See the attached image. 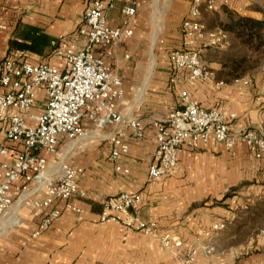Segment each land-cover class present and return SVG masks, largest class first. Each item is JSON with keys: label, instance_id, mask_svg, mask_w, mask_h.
<instances>
[{"label": "crops", "instance_id": "obj_1", "mask_svg": "<svg viewBox=\"0 0 264 264\" xmlns=\"http://www.w3.org/2000/svg\"><path fill=\"white\" fill-rule=\"evenodd\" d=\"M95 0H0V64L7 57H18L30 63L48 62L62 67L54 55L55 45L79 50L84 37L79 30L84 14ZM192 0H137L139 18L134 35L113 46L107 61L123 79L126 118L139 119L145 127L141 140L128 134V151L119 163L128 173L117 172L109 161L110 143L105 136L113 128L97 131L84 121L87 133L77 140L64 138L54 155L44 154L53 171L61 163L83 169L79 188L84 198L71 202L86 210L77 214L66 210L61 219L32 237L40 218L22 198L14 201L0 220V264H180L183 254L195 247H207L214 225L223 222L224 208L216 205L232 190L242 196H261L264 187V160L253 157V150L238 143L232 157L214 139L195 151L180 154L178 169L161 183L148 178L155 160L157 124L180 107V95L188 92L205 108L220 107L236 114L233 129L256 128L264 124V65L258 72L229 75L224 67L225 50L239 43L230 33V45L209 49L203 54L212 72L207 82L191 80L186 70H174L170 51L182 44L181 26ZM127 0L117 2L108 12L111 26L121 24L122 8ZM227 9L243 16L263 18L264 0H229ZM215 16L227 17L224 7L204 11L202 20L208 27L217 25ZM209 20V21H208ZM176 81L172 82L171 78ZM46 94L38 92L37 111L44 107ZM4 138L0 137V142ZM13 154L22 145L8 143ZM127 192L140 194L139 215L146 222H157L183 242L176 253L161 246L154 237L127 230L120 224L100 222L103 201L110 195ZM237 196H233L236 198ZM230 198H226L224 204ZM203 204V205H202ZM230 210V209H229ZM225 211V210H224ZM230 212V211H226ZM197 255L193 264H218L214 258ZM240 264V263H239ZM243 264H251V256Z\"/></svg>", "mask_w": 264, "mask_h": 264}, {"label": "built area", "instance_id": "obj_2", "mask_svg": "<svg viewBox=\"0 0 264 264\" xmlns=\"http://www.w3.org/2000/svg\"><path fill=\"white\" fill-rule=\"evenodd\" d=\"M125 0H95L84 14L79 32L84 37L81 49L55 45L54 55L61 58L62 67L48 62L30 63L18 57H7L0 64V220L9 212L14 201L22 198L39 217L32 237H39L66 210L84 214L86 210L73 204V198H84L79 188L83 169L74 164L61 163L53 171L44 154L58 152L61 141L77 140L87 133L84 121L97 131L113 130L105 138L110 143L109 161L117 172L128 173L119 163L128 151V134L141 140L145 127L139 119L126 118L123 79L107 61L114 54L113 46L130 39L138 24L137 0H127L123 18L118 26L108 22V12L117 2ZM229 5V0H192L181 26L182 44L169 53L174 70H186L191 80L207 82L212 72L203 60V52L224 49L230 45V33L221 27L208 28L202 20L204 11L215 12ZM6 30V26L0 25ZM175 82V77L171 78ZM46 94L44 107L37 111L38 92ZM180 107L171 111L157 124L155 160L148 170V178L161 183L179 166L183 151H195L211 139L222 144L232 156H237V144L253 150V157L264 160V124L256 128L233 129L234 113L220 107L205 108L188 92L180 95ZM22 145L13 154V163L4 158L11 148ZM262 195L264 197V187ZM140 194L121 192L103 201L100 222L116 223L137 233L154 237L161 246L175 253L183 247L181 239L162 230L157 222H146L139 212ZM224 223L214 225L215 230ZM198 249L183 255L180 264H193Z\"/></svg>", "mask_w": 264, "mask_h": 264}, {"label": "rangeland", "instance_id": "obj_3", "mask_svg": "<svg viewBox=\"0 0 264 264\" xmlns=\"http://www.w3.org/2000/svg\"><path fill=\"white\" fill-rule=\"evenodd\" d=\"M226 20L227 17L222 19L219 16L213 19L219 26ZM204 23L208 25L207 20H204ZM224 53L225 56L234 54L237 58L246 59L240 70L242 74L249 71L258 72L264 65V47L255 51L239 42L232 51L225 50ZM235 190L227 194L230 199L226 203L220 204L226 199L224 198L216 204L225 210L224 216L220 217L223 219L224 228L214 229V233L206 240L207 247H195L198 249L197 255L204 253L203 258H214L218 264H243L251 256V264H264V197L242 196L234 193ZM227 210L230 212H226ZM184 254L179 255L182 258Z\"/></svg>", "mask_w": 264, "mask_h": 264}, {"label": "trees", "instance_id": "obj_4", "mask_svg": "<svg viewBox=\"0 0 264 264\" xmlns=\"http://www.w3.org/2000/svg\"><path fill=\"white\" fill-rule=\"evenodd\" d=\"M227 20L220 23V27L232 33L243 45L258 51L264 47V9H261L263 18L243 16L224 7ZM224 67L229 69V75L239 76L246 61L245 58H237L234 54L225 56ZM228 195L225 196L227 198Z\"/></svg>", "mask_w": 264, "mask_h": 264}]
</instances>
